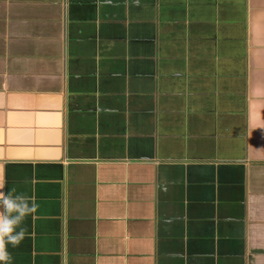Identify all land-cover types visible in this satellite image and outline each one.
<instances>
[{"label": "crops", "instance_id": "0c3cea01", "mask_svg": "<svg viewBox=\"0 0 264 264\" xmlns=\"http://www.w3.org/2000/svg\"><path fill=\"white\" fill-rule=\"evenodd\" d=\"M12 264H264V0H0Z\"/></svg>", "mask_w": 264, "mask_h": 264}, {"label": "clouds", "instance_id": "9594fccd", "mask_svg": "<svg viewBox=\"0 0 264 264\" xmlns=\"http://www.w3.org/2000/svg\"><path fill=\"white\" fill-rule=\"evenodd\" d=\"M35 201L16 189L6 190L0 177V264H12L9 247H18L25 239V220L37 210Z\"/></svg>", "mask_w": 264, "mask_h": 264}]
</instances>
